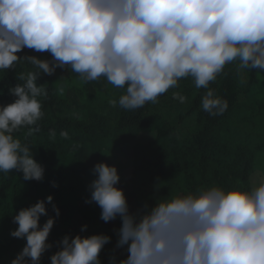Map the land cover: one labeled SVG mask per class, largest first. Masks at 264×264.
<instances>
[{
    "label": "clouds",
    "instance_id": "9594fccd",
    "mask_svg": "<svg viewBox=\"0 0 264 264\" xmlns=\"http://www.w3.org/2000/svg\"><path fill=\"white\" fill-rule=\"evenodd\" d=\"M25 48L49 52L52 60L19 56ZM237 59L240 69L264 71V0H0V69L24 60L39 70L20 73L22 83L9 89L15 101L0 105V172L15 169L25 181L44 178L32 149L13 135L43 115L41 73L69 68L84 82L104 77L125 89L119 105L128 110L155 103L191 77L197 89H207L202 109L219 116L228 101L208 86ZM173 98L186 100L178 92ZM36 131L29 128V134ZM92 171L86 202L100 207L104 222L120 218L116 248L127 252L109 264H264V179L249 190L209 186L159 197L132 212L118 187V168L102 162ZM52 202L49 195L13 216L18 227L11 235L26 245L11 264H41L53 246L47 241L56 217L40 223ZM53 210L59 216L54 204ZM110 240L105 234L65 235L51 264H102L100 253Z\"/></svg>",
    "mask_w": 264,
    "mask_h": 264
},
{
    "label": "trees",
    "instance_id": "16d2710c",
    "mask_svg": "<svg viewBox=\"0 0 264 264\" xmlns=\"http://www.w3.org/2000/svg\"><path fill=\"white\" fill-rule=\"evenodd\" d=\"M18 55L52 60L49 52L28 48ZM239 64L238 59L226 64L208 86L228 101L227 110L219 116L202 109L207 89H197L191 77L182 78L155 103L128 110L119 105L125 89L108 81L99 104L87 98L84 104L73 105L57 92L59 68L53 75L41 73L37 83L44 84L47 95L37 99L43 115L36 125L23 126L13 135L32 149L45 169L44 178L25 181L23 173L15 169L0 172V264H11L26 245V239L11 235L18 227L13 216L30 207L33 196L38 202L49 195L53 202L47 205V216L56 215L53 204L63 213L67 210L64 196L77 190L97 163H104L111 146L131 143L134 170L149 172L150 188L134 196L138 208L145 203L154 205L159 197L172 199L209 186L225 190L256 186L259 172L264 173V71L240 69ZM37 71L24 60L12 69H0V105L15 101L9 89L22 83L17 79L20 73ZM177 92L186 97L183 103L173 98ZM112 100L117 101L115 107ZM82 111L86 117H81ZM37 127L39 131L29 134V128ZM65 131L67 137L61 135ZM144 132L156 133L155 139L141 143L139 136ZM99 215L96 203H89L82 212L87 220ZM62 223L73 233L66 218ZM59 250L45 252L42 258Z\"/></svg>",
    "mask_w": 264,
    "mask_h": 264
},
{
    "label": "rangeland",
    "instance_id": "374dc122",
    "mask_svg": "<svg viewBox=\"0 0 264 264\" xmlns=\"http://www.w3.org/2000/svg\"><path fill=\"white\" fill-rule=\"evenodd\" d=\"M58 82L56 84L57 92L60 96L68 99L73 105H82L87 98H91L93 104H99L106 95L107 80L104 77L98 80L84 82L81 80L80 75L71 72L69 68H59L57 71ZM62 89V91H61ZM81 117H86V112H81ZM156 137V133L144 132L139 136V140L143 144H148ZM132 144H122L120 146H111L106 156L104 163L110 166L114 165L118 168L121 180L118 187L125 191L127 196L130 211L135 212L138 207L134 202V196L149 189L148 185L149 172L135 171L132 162ZM96 178L92 173L83 179L79 184V188L75 191L68 192L64 196V202L67 210L60 213L56 217L54 226L48 237V243L53 246L46 252L54 251L60 248L59 241L65 235H70L74 238L76 235L91 236L93 234H105L111 237V240L100 253L102 264H109L110 258L115 255L117 260L127 258V252L124 248H116L118 241L117 230L121 226V220L117 217L115 220L104 222L99 215L96 219L87 220L82 217V212L87 208L86 201L90 198L89 185ZM264 179L260 174L258 183ZM37 203V198L32 197L30 206ZM95 203V202H93ZM49 217L42 216L40 223L41 226L47 221ZM67 219L71 224L73 233L68 225L62 223V220ZM84 225H87V230L82 231ZM51 254L48 258L41 257V264H51Z\"/></svg>",
    "mask_w": 264,
    "mask_h": 264
},
{
    "label": "crops",
    "instance_id": "0c3cea01",
    "mask_svg": "<svg viewBox=\"0 0 264 264\" xmlns=\"http://www.w3.org/2000/svg\"><path fill=\"white\" fill-rule=\"evenodd\" d=\"M260 174L264 176V173H263V172H259V174H258V175H259V176H258L259 179H260Z\"/></svg>",
    "mask_w": 264,
    "mask_h": 264
}]
</instances>
